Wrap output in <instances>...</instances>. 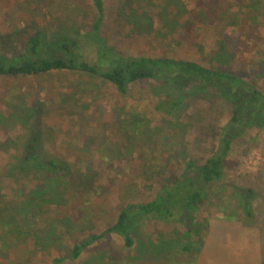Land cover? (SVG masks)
I'll return each instance as SVG.
<instances>
[{"label": "rangeland", "instance_id": "obj_1", "mask_svg": "<svg viewBox=\"0 0 264 264\" xmlns=\"http://www.w3.org/2000/svg\"><path fill=\"white\" fill-rule=\"evenodd\" d=\"M96 16L90 0H0V50L19 54L38 28L58 56L66 55L60 38L67 34L77 42L71 53L89 61H96L98 40L120 60H196L264 91V0H104L99 33H86ZM48 46L43 52H51ZM179 90L143 80L123 94L110 82L68 70L0 76V264H52L73 242L109 227L125 203L148 201L185 174L188 159L199 164L211 155L229 109L207 94L182 104L177 121L154 110L159 98ZM33 128L43 153L63 160L76 182L20 162ZM263 167L264 128L251 123L231 143L222 179L209 185L192 217L173 226L150 217L137 221L133 246L107 234L71 264H202L208 220L244 212L243 198L251 217L253 203L264 202L258 193L251 204L245 191ZM184 232H190L188 251Z\"/></svg>", "mask_w": 264, "mask_h": 264}, {"label": "trees", "instance_id": "obj_2", "mask_svg": "<svg viewBox=\"0 0 264 264\" xmlns=\"http://www.w3.org/2000/svg\"><path fill=\"white\" fill-rule=\"evenodd\" d=\"M90 2L97 16L86 33L98 34L104 21V0ZM69 37L64 34L62 39L60 38L66 55L58 56L57 52L47 45L43 31L33 29L25 38L19 54L10 57L0 50V76H32L68 70L86 73L110 82L123 94L132 83L152 80L164 86L173 84L180 88L174 98H159L154 103V110L157 113L171 116L174 121L179 119V108L182 104L189 99H197L207 94L222 99L229 109L230 116L211 155L199 164L193 159H188L185 162V174L179 176L172 184L162 186L148 201L125 203L109 227L102 232L85 236L87 238L83 241L73 242L68 254L52 258V264L77 263L90 245L107 234L117 235L125 247L133 246L132 228L137 221L150 217L167 226H173L180 222V218L192 217L198 204L205 200L209 185L222 179L223 164L235 138L251 123L264 128V91L237 73L205 65L196 60L168 55L125 56L124 60H120L108 54L104 50V44L98 40L93 45L99 54L97 53L96 61H89L87 57L74 56L71 53V47H76L77 42ZM50 38L54 42L57 40L56 37ZM45 46H48L51 52H43ZM86 47L91 49L88 44ZM18 157L20 162L30 169L45 170L47 174L69 177L76 182L63 160L47 157L43 153L41 137L36 135L34 128ZM243 201L245 202L241 203L246 208L245 212L250 216L246 207L247 200L243 198ZM182 235L185 241L183 249L188 251L190 232H184ZM168 246L171 247V244Z\"/></svg>", "mask_w": 264, "mask_h": 264}, {"label": "crops", "instance_id": "obj_3", "mask_svg": "<svg viewBox=\"0 0 264 264\" xmlns=\"http://www.w3.org/2000/svg\"><path fill=\"white\" fill-rule=\"evenodd\" d=\"M249 188L251 192L248 188H245V191L252 194L250 203L251 200L254 202L258 193L264 195V167L262 172L253 178ZM263 233L264 202L262 203L261 199L253 203L251 217L245 211L214 214L207 223L208 235L200 253V257L205 256L202 264H264Z\"/></svg>", "mask_w": 264, "mask_h": 264}]
</instances>
